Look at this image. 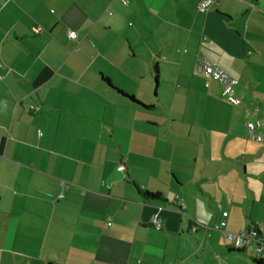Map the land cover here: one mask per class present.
Wrapping results in <instances>:
<instances>
[{"label":"crops","instance_id":"0c3cea01","mask_svg":"<svg viewBox=\"0 0 264 264\" xmlns=\"http://www.w3.org/2000/svg\"><path fill=\"white\" fill-rule=\"evenodd\" d=\"M200 1L0 0V264H264V0Z\"/></svg>","mask_w":264,"mask_h":264},{"label":"built area","instance_id":"2783aa9c","mask_svg":"<svg viewBox=\"0 0 264 264\" xmlns=\"http://www.w3.org/2000/svg\"><path fill=\"white\" fill-rule=\"evenodd\" d=\"M215 0H201L197 5L199 10L206 9L207 6L211 5ZM35 32L38 31V27H34ZM67 36L69 38H76V34L73 30L68 31ZM195 70L206 78L204 85L208 86V80L217 81L221 85V94L224 100L230 104L242 103L241 98L236 92V79L227 74L224 70L210 62L205 57H197L195 60ZM38 107L31 106L34 111ZM249 110L245 107V114H248ZM248 136L251 140L261 141L262 135L259 128H264V122L258 119L245 122ZM118 171L123 172L125 165L123 162H119L116 166ZM159 209L153 213L151 217V223L155 229H160L162 225V218L159 213ZM227 212H221V219L213 227L221 232L224 242L230 246L238 249H248L256 254L264 253V228L253 227L246 231H229L224 228ZM109 224V222H108Z\"/></svg>","mask_w":264,"mask_h":264},{"label":"trees","instance_id":"16d2710c","mask_svg":"<svg viewBox=\"0 0 264 264\" xmlns=\"http://www.w3.org/2000/svg\"><path fill=\"white\" fill-rule=\"evenodd\" d=\"M203 76V75H202ZM204 77V76H203ZM205 78V77H204ZM217 82V81H216ZM218 83V82H217ZM219 84V83H218ZM220 85V84H219ZM206 87V86H205ZM220 87H221V85H220ZM124 94V93H123ZM125 95V94H124ZM126 96H128V95H126ZM128 97H130V98H133L132 96H128ZM223 97V96H222ZM134 100V99H133ZM135 101V100H134ZM144 195H146V196H148V197H157L158 196V194L157 193H151V192H148V191H143L142 192ZM236 249H238V248H236ZM238 250H240V249H238ZM258 263L260 262L259 260L257 261Z\"/></svg>","mask_w":264,"mask_h":264},{"label":"rangeland","instance_id":"374dc122","mask_svg":"<svg viewBox=\"0 0 264 264\" xmlns=\"http://www.w3.org/2000/svg\"><path fill=\"white\" fill-rule=\"evenodd\" d=\"M223 98V97H222ZM223 100H224V98H223Z\"/></svg>","mask_w":264,"mask_h":264}]
</instances>
